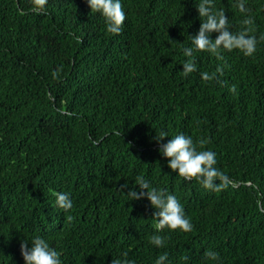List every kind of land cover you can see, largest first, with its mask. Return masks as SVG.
<instances>
[{"label":"trees","instance_id":"16d2710c","mask_svg":"<svg viewBox=\"0 0 264 264\" xmlns=\"http://www.w3.org/2000/svg\"><path fill=\"white\" fill-rule=\"evenodd\" d=\"M215 3L234 31L243 27L236 0ZM122 6V31L111 34L87 0H0V264H23L20 240L33 234L62 264H110L125 253L153 264L164 251L169 264H264V0H247L252 55L195 50L188 75L182 46L199 27L194 0ZM161 130L214 150L222 187L170 169L157 150L169 138L158 142ZM141 174L174 192L193 224L163 229L162 247L149 238L147 198L119 190L138 187ZM54 191L70 192L72 207L58 208Z\"/></svg>","mask_w":264,"mask_h":264},{"label":"clouds","instance_id":"9594fccd","mask_svg":"<svg viewBox=\"0 0 264 264\" xmlns=\"http://www.w3.org/2000/svg\"><path fill=\"white\" fill-rule=\"evenodd\" d=\"M92 11L99 12L104 20V27L108 33L116 34L122 31L126 11L122 6V0H87ZM247 0H236L237 8L245 15L240 23L243 27L233 30L228 15L222 7H217L215 0H194V6L200 19L199 27L195 33H188L189 43L182 46L186 59L182 63L181 71L188 75L197 70L194 58L195 50H208L214 55L220 56L222 50L237 49L244 55H252L258 44V37L253 30L254 17L247 15ZM215 32L213 38L210 34ZM264 39V36L259 37ZM217 65V71H221ZM55 75V72L53 73ZM203 79H210L208 71H201ZM232 89L235 85L231 86ZM118 130V135L121 136ZM169 137L166 141L159 143L158 152L167 158L168 167L175 173L184 177H195L205 188L216 190L222 187L217 182L224 174L216 167V152L209 148L198 149L191 135L183 131L169 136L164 130L155 134L159 142L163 137ZM203 144L204 141L199 142ZM135 186H129L124 182L119 190L129 197V200L146 197L153 211L151 217L155 218V230L150 234V241L162 247L166 236L163 229H181L191 231L193 224L189 215L186 214L184 205L177 195L166 186L153 184L145 175L135 177ZM126 189V191H124ZM55 204L62 210L72 207L73 200L68 191H54ZM71 219V217H68ZM20 253L23 264H62L61 252L52 246L48 239L41 234H33L29 238L20 240ZM205 255L213 260L219 257L215 249H207ZM187 259V256L184 257ZM110 264H136L133 258H127V254L112 258ZM153 264H169L167 251L161 252L155 257Z\"/></svg>","mask_w":264,"mask_h":264}]
</instances>
